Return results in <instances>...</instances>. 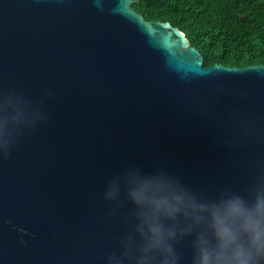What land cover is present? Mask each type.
<instances>
[{
    "label": "water",
    "instance_id": "obj_1",
    "mask_svg": "<svg viewBox=\"0 0 264 264\" xmlns=\"http://www.w3.org/2000/svg\"><path fill=\"white\" fill-rule=\"evenodd\" d=\"M138 1L0 0V264H162L141 190L193 264L201 208L264 199V65L205 67Z\"/></svg>",
    "mask_w": 264,
    "mask_h": 264
},
{
    "label": "clouds",
    "instance_id": "obj_2",
    "mask_svg": "<svg viewBox=\"0 0 264 264\" xmlns=\"http://www.w3.org/2000/svg\"><path fill=\"white\" fill-rule=\"evenodd\" d=\"M132 198L141 207L139 231L146 241L143 250L160 253L162 264H175L170 244L175 230L165 221L175 220L183 209L146 190L133 192ZM199 211H208L209 216L196 217L197 223L206 227L193 240V264H264V199L251 205L235 199ZM191 232L189 228L188 234Z\"/></svg>",
    "mask_w": 264,
    "mask_h": 264
},
{
    "label": "trees",
    "instance_id": "obj_3",
    "mask_svg": "<svg viewBox=\"0 0 264 264\" xmlns=\"http://www.w3.org/2000/svg\"><path fill=\"white\" fill-rule=\"evenodd\" d=\"M133 7L180 28L205 67L264 65V0H139Z\"/></svg>",
    "mask_w": 264,
    "mask_h": 264
}]
</instances>
